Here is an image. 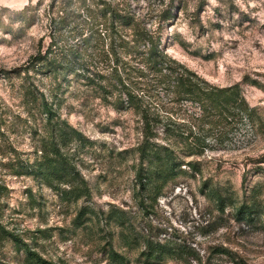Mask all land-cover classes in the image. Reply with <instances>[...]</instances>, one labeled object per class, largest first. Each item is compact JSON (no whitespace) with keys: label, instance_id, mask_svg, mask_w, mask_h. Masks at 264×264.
<instances>
[{"label":"rangeland","instance_id":"1","mask_svg":"<svg viewBox=\"0 0 264 264\" xmlns=\"http://www.w3.org/2000/svg\"><path fill=\"white\" fill-rule=\"evenodd\" d=\"M38 1L0 5V222L5 228L57 264H116L110 248L126 257L125 264H145L127 230L106 220L111 209H124L137 232L151 228L159 236L179 237L215 263L234 264L217 250L227 248L243 264H264V0H165L174 13L163 31L169 53L215 85L239 83L251 110L233 125L223 109L202 118L194 133L197 145L193 138L173 136L175 151L192 149V154L179 174L144 192V203L136 182L146 164L135 150L141 139L138 116L119 112L115 96L105 99L66 69L47 72L53 60L34 58L55 43L44 14L52 0H42L35 22L22 19L23 9ZM142 1L145 13L150 0ZM152 1L158 6L161 0ZM254 79L260 84L251 83ZM30 91L39 99L45 94L56 113L53 121L45 120ZM177 110L181 128L189 114L200 113L199 105L188 101ZM46 143L61 148L78 171L73 182L85 181L90 196L67 199L40 180L36 170ZM190 161L197 162L196 169ZM205 183L233 197L234 205L218 210ZM243 204L253 205L250 218L237 212ZM85 207L91 212L76 220ZM0 264H29L24 250L1 232Z\"/></svg>","mask_w":264,"mask_h":264},{"label":"trees","instance_id":"2","mask_svg":"<svg viewBox=\"0 0 264 264\" xmlns=\"http://www.w3.org/2000/svg\"><path fill=\"white\" fill-rule=\"evenodd\" d=\"M43 4L44 1L39 0L36 5L26 6L22 11L23 21L35 22ZM143 4L142 0H52L45 5L44 14L51 21L54 47L51 44L46 51L41 48L34 57L37 61L53 60V67L50 66L47 72L66 69L85 86L104 94L105 99L109 95L115 96L113 103L119 112L131 111L138 116L141 139H138L135 150L140 153L142 161H146L136 175L142 203L145 202L143 194L151 185L161 187L179 174L183 170V159L192 154V149L187 153L175 151L174 144L170 143L173 136L185 140L193 138L197 145L199 138H194V133L202 118L223 109L232 117L230 124L233 125L238 117L251 110L239 83L215 85L169 53L171 43L164 40L163 31L164 24L174 13L165 0L158 2V6L150 0L146 3L145 13L141 11ZM171 4L173 6L174 1ZM174 41L180 43L179 39ZM251 83L260 84L255 79ZM30 93L38 101L45 120L53 121L56 113L45 94L39 99L32 91ZM184 101L197 103L200 113L194 118L189 114L188 123L181 128L178 120L183 116L177 108ZM40 151L41 163L36 172L45 185L61 189L67 199L90 196L85 181L83 185L73 182L78 171L59 146L53 150L46 143ZM196 164L194 161L188 163L195 169ZM156 180H161L162 184H156ZM65 184H68L67 188L61 187ZM205 187L207 195L214 196L218 210L224 212L227 205H234L233 197L222 196L218 188L208 183ZM89 212L91 209L85 207L76 220ZM237 212L250 218L253 205L243 204ZM106 220H113L127 230L128 242L141 249L145 264H162L166 260L183 264H218L179 237L159 236L152 233L151 228L137 232L132 216L124 209H111ZM0 232L24 250L29 264H57L43 257L1 222ZM217 250L234 264L244 263L227 248ZM109 255L112 262L125 264L126 257L115 249L110 248Z\"/></svg>","mask_w":264,"mask_h":264},{"label":"clouds","instance_id":"3","mask_svg":"<svg viewBox=\"0 0 264 264\" xmlns=\"http://www.w3.org/2000/svg\"><path fill=\"white\" fill-rule=\"evenodd\" d=\"M8 2V0H0V5H4ZM25 3H27V0H24ZM10 6V5H9Z\"/></svg>","mask_w":264,"mask_h":264}]
</instances>
